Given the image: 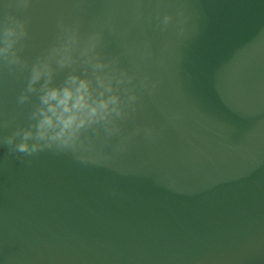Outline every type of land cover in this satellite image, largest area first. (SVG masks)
I'll return each mask as SVG.
<instances>
[{"label": "water", "instance_id": "water-1", "mask_svg": "<svg viewBox=\"0 0 264 264\" xmlns=\"http://www.w3.org/2000/svg\"><path fill=\"white\" fill-rule=\"evenodd\" d=\"M27 15L29 61L59 18L82 34L108 19L101 58L157 82L124 132L157 136L96 164L0 145V264H264V0H33ZM26 77L0 70V137L27 123Z\"/></svg>", "mask_w": 264, "mask_h": 264}, {"label": "clouds", "instance_id": "clouds-1", "mask_svg": "<svg viewBox=\"0 0 264 264\" xmlns=\"http://www.w3.org/2000/svg\"><path fill=\"white\" fill-rule=\"evenodd\" d=\"M32 4L33 0H4L0 11V70L27 72L17 103H31L27 123L0 137V145L21 158L53 151L96 164L126 150L141 132L146 139H154L157 132L151 127L138 126L127 134L122 127L137 111L141 96L154 94L157 82L141 75L138 68L129 71L121 67L119 57L101 58L98 49L104 30L112 31L109 20H94L93 30L82 34L78 17L68 22L59 18L55 42L29 61L21 53L29 37L27 13ZM177 16L183 32L187 19L183 8ZM172 21V14L165 13L161 24L167 28ZM65 70L62 82L54 83L57 74ZM113 138L118 139L113 142Z\"/></svg>", "mask_w": 264, "mask_h": 264}]
</instances>
